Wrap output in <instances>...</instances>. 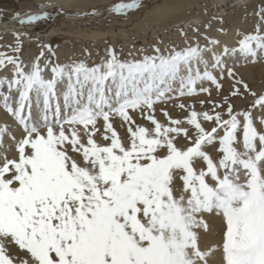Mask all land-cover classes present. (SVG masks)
Returning a JSON list of instances; mask_svg holds the SVG:
<instances>
[{
    "label": "snow or ice",
    "instance_id": "1",
    "mask_svg": "<svg viewBox=\"0 0 264 264\" xmlns=\"http://www.w3.org/2000/svg\"><path fill=\"white\" fill-rule=\"evenodd\" d=\"M257 15L252 32L235 47L211 49V60L197 44L167 53L155 46L132 60L109 49L95 66L42 65V51L27 65L19 55L26 32H17L12 54L0 50V73L11 72L0 75V110L19 133L0 123V264H264V91L225 60L264 59V7ZM51 17L14 13L25 26ZM225 77L232 87L221 102L200 100L211 105L202 110L181 102L186 115L156 117L173 91L211 97L205 83L219 93ZM248 96L238 110L233 98ZM208 218L221 222V239L202 247Z\"/></svg>",
    "mask_w": 264,
    "mask_h": 264
},
{
    "label": "rangeland",
    "instance_id": "2",
    "mask_svg": "<svg viewBox=\"0 0 264 264\" xmlns=\"http://www.w3.org/2000/svg\"><path fill=\"white\" fill-rule=\"evenodd\" d=\"M82 1L0 0V46H3L0 50L12 54L7 46L15 44L17 32H26L19 55L27 65L40 57L42 51L44 52V56L40 57L42 65L51 59L54 63L62 65L84 61L89 66L100 64L108 56L109 49H115L121 60L140 59L145 54H153L155 46H159L163 52L167 53L173 48L179 50L199 44L201 48L207 47L208 52H212L211 49L216 45L213 46L211 41L217 40L224 46L225 43L221 37L228 34L233 27H235L236 44L232 47H235L243 33H250L255 29L260 22L257 13L261 7H264V0H251L245 5L237 0H191V2L187 0H139L141 6L125 14L116 13L112 8L118 3L131 2V0ZM198 1L202 6L192 3ZM39 4L48 6L38 8ZM29 10L32 12L48 11L52 13V17L50 20L46 19L30 26L18 24L14 13L17 11L24 13ZM188 15H202V17L199 20L184 23L182 20L188 18ZM2 23L8 25L3 28ZM45 46H50V48ZM206 54V52L203 54L204 58ZM260 64H264V59L250 65L255 68ZM231 68L254 91H264V75L251 79L244 76L238 68ZM0 75L11 76V72L6 69ZM222 83L223 90L219 93L213 85L205 83V86L212 88L211 97L205 93L192 97H178L173 91L169 94L173 99L157 103L155 115L162 122L166 120L163 115L164 110H167L173 117H182L187 114V111L182 112L178 107L181 102L186 105L195 104L197 110L208 109L211 107L210 104L201 105L199 101L212 99L221 102L222 98L229 94L232 80L225 77ZM61 84L66 90V82ZM178 87L174 88L173 85L174 89ZM251 99V96H248L246 100L236 97L232 102L239 110L248 107ZM133 116L138 124L151 127V124L139 113L134 112ZM114 126L121 136L126 137V131L121 127L119 118L115 119ZM100 139V135L97 134V140L100 141ZM220 232L221 228L218 231L220 234L218 240L221 239Z\"/></svg>",
    "mask_w": 264,
    "mask_h": 264
},
{
    "label": "bare ground",
    "instance_id": "3",
    "mask_svg": "<svg viewBox=\"0 0 264 264\" xmlns=\"http://www.w3.org/2000/svg\"><path fill=\"white\" fill-rule=\"evenodd\" d=\"M85 1H88V0H83L82 2H85ZM187 1H190L191 2V0H187ZM237 1L239 3H243L245 5V3H249L251 0H237ZM192 3H195L196 5L202 6V4H200V1H198L197 3L196 2H192ZM202 15H188V18H186V19H184L182 21L184 23H187L188 21H191V20H199V19H201ZM178 23L180 24V22H178ZM231 24H233V23H231ZM6 25H8V24H5V23L3 24L2 23L1 26L4 28V26H6ZM8 27L10 28V26H8ZM5 28H7V27H5ZM234 32H235V27H233L230 30V32L228 34H226L224 37H221V39H223V41L225 43L224 45H227L229 47H232V46H234V44H236V41L234 39V37H235ZM220 33H221V31H220ZM237 36L238 35H236V37ZM221 46L222 45L220 43H219V45H216L215 46V51L216 52H220L221 51ZM206 53L207 54H206V56L204 58L205 60H211V59H213V52L206 51ZM225 60H226V65H227L228 68H231V67L238 68V70L244 76L249 77L251 79H255V78H257V76L264 75V64H260L258 67L253 68L252 67L253 65L251 66L250 64L251 63H254V62H249L248 60H245L240 54H237L235 56L225 57ZM256 61H259L260 62V61H263V59H257ZM42 63H44V60H42ZM199 66H200L201 69H203L204 64L201 63ZM216 71L219 72V69H217ZM48 75L50 76V73ZM178 86H179V84H174V88L175 87H178ZM58 88L61 91H64L65 90L64 86H62L61 83L58 85ZM4 122L10 123V125H11V127L13 129L14 134H17V135L19 134L18 133V130L16 128V125L14 123H12L11 117L8 116L3 110H0V123H4ZM208 221H209V229L210 230L207 233H204V232L201 233V236H202L201 246L202 247H204V246L211 247V246H214L215 244H217L218 241H220V240H218V236H220V234H218V231L221 228V222L218 219H216V218H208Z\"/></svg>",
    "mask_w": 264,
    "mask_h": 264
}]
</instances>
